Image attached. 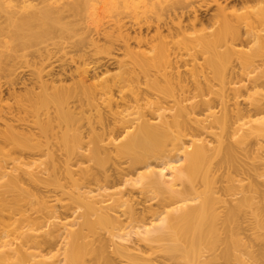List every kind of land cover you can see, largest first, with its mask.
Segmentation results:
<instances>
[{"label": "bare ground", "instance_id": "6f19581e", "mask_svg": "<svg viewBox=\"0 0 264 264\" xmlns=\"http://www.w3.org/2000/svg\"><path fill=\"white\" fill-rule=\"evenodd\" d=\"M40 1L0 0V54L13 100L3 99L0 84V264H167L191 252L197 264H245V254L263 253L264 19L254 27L250 17L229 20L212 0L221 22L189 36L203 23L192 0L173 6L167 20L156 13L142 24L135 0H108L134 11L127 23L115 19V34L125 32L111 42L118 53L103 55L89 38V77L101 78L86 84L84 55L60 58L53 38L67 29L65 9L89 0ZM100 26L93 32L106 36ZM174 33L196 53L184 71L166 39ZM44 37L53 45L35 46ZM241 40L255 50H236ZM234 60L253 70L237 71ZM110 64L117 72L105 75ZM243 78L256 89L247 107L236 100L234 79ZM250 231L233 247L234 232Z\"/></svg>", "mask_w": 264, "mask_h": 264}, {"label": "rangeland", "instance_id": "374dc122", "mask_svg": "<svg viewBox=\"0 0 264 264\" xmlns=\"http://www.w3.org/2000/svg\"><path fill=\"white\" fill-rule=\"evenodd\" d=\"M30 1L32 2V3L30 2L31 4L39 2V0L38 1L37 0H34V1L30 0ZM41 1L43 3L44 0H41ZM67 1L68 0H46L45 4L44 3L43 4L44 5H51L52 4L51 6L57 7V6H61V5L65 4V2H67ZM181 1H183V0H135V5L138 6L137 7L138 9L136 8L135 10L137 12L138 11L140 12L139 15H140L141 18L139 19V21L141 22V24L143 23L144 19L147 18L148 16H149L148 17L149 19L151 17L152 21L155 22L158 14H161V13H163V15H162L163 18L165 20H167L168 19L167 14H169L171 12V8H173V6L177 5ZM192 1H194L193 8L197 9V7H198L199 10L198 9L197 10H198V13L200 14V16L203 18V23L198 24L195 27V30H193V28H191V30H190V28H189L190 32L187 30L188 32L186 31L185 35L187 34L189 36H192L196 32L199 33V32H202V31H210L211 29L216 28L218 26V24L221 22V20L223 18L222 17L223 15L220 14V15H217L216 17L213 18V15L216 12V10L214 9V8H216V6L214 5V2H212V0H192ZM218 1H219V3H221L222 6H226V12H227L226 13L227 14L226 17H228V19L230 18L229 20H231V19L232 20H236L237 18H242V17H245V16H246L247 19L250 17V19L248 21H250V25L252 27H254L256 25L257 26L260 25L259 21H260L261 17H262V20L264 19V0H262V1L261 0H246V1H241V0H218ZM88 2L90 4L87 5ZM93 2L96 3V5H95L96 7L93 6L94 5ZM59 4H61V5H59ZM85 4H86L87 7H85V5L83 6V4H80L79 6L77 5L74 8H71L70 10L69 9H65V11H64V15L65 16H64L62 21L65 23L67 29L64 30V31L56 30V34H58V36L53 38V39H55L57 44L59 43L58 50H57L58 51L57 55L60 58L69 59L68 56L72 55L73 57H75L77 59L78 55H84V59H85V63L86 64L83 66L84 62H81L80 66H82L83 68L85 67L89 72L80 74L79 78H82L83 80H85L86 84H92V83L97 82V80H99L101 78V75H99L100 77H96L95 79H91L89 77L93 73L92 70L94 68L93 67L94 64L91 62V57H92L91 55L93 54V51H92L93 47L91 46V44L88 43L89 38L91 36L92 37L94 36V38H97V40H98L97 41V45H98L97 47H99V49L101 48L100 51L102 52L103 55H106V53L103 52L105 49L106 50H111L112 49L111 51L113 53H118V49L117 48L120 47V46H115L116 48H114L115 49L114 50L113 48H111L113 46L111 42H114V44L116 45V43H118L123 38L122 35L125 32L122 33V35H119L118 32H117V34H115V32L113 30L114 25L116 23V20H118V19H120L122 21H125L126 23L129 22L131 16H129V18H128V13H133L134 10H132V8L124 9L122 7H121V9H123V10L118 9L115 6L113 7L112 3H110V2L108 3V0L107 1L106 0H98V1L96 0V2H95V0H89V1H86ZM36 5H41V3L40 4L38 3ZM195 5H196V7H195ZM94 7H95V9H93ZM87 8H89V9H87ZM159 8L162 9L163 11H160ZM92 9L94 11H96V12L93 13ZM205 9H208V10H205ZM180 11H181V9H177V12H179L178 14H180ZM118 12H119V14H117ZM120 12H123V13H120ZM91 13H93V14L91 15ZM97 13H98L99 16H101L100 19H99V16L97 15ZM156 13H158V14H156ZM145 15H147V17ZM172 16H173V13H171V17ZM185 17L183 16V19H182L183 24L187 21V19ZM184 18H185V20H184ZM176 21L177 20H175V22ZM263 24H264V20H263ZM243 25L244 24H241L242 27H243ZM96 26L97 27L100 26L99 30H102L103 32H107V33L109 32V33L108 34L106 33V36L105 35L97 36L98 34L96 35V33H94L95 30H93V29H95ZM255 28L258 29L259 27H255ZM111 31H113L112 35H110ZM150 31H151L150 35L154 34V30L153 29H151ZM88 33H89V35H88ZM165 33L166 32H164L163 34H165ZM108 35H110V37H108ZM185 35L183 36V33H174V34H172V36L171 35H167V38H166L167 41L169 42V46L171 48V51H173V54H174V57H173V55H172V57L174 59L176 58L175 60H178V65H179V68H180L181 71H184L186 68H190L191 67V64H192L191 62H193V56L196 55V53L195 54L193 53V51H194L193 49H192V51H190L191 49L189 50L188 46H184L183 41H185L184 40ZM43 39H46V40H43ZM43 39H42V41L40 40V41L36 42L35 46L39 47V45H46L48 42H49L48 44H50V42L52 41V40L50 41V39H47V37L46 38L44 37ZM109 40H110V42H109ZM117 40H119V41H117ZM247 42L248 41H244L243 40L242 42H239V43L235 44V49L241 51L244 54L251 53L252 48L254 47L253 48L254 50L256 48V46L254 45L255 43L254 42H248L247 43ZM170 43H172V44L170 45ZM52 45L50 44V46H52ZM61 45L62 46L63 45L66 46V47H64L66 49H64ZM173 45H175V46H173ZM3 47H4L3 45H2V47L0 46V52L2 50H5V48H3ZM59 47L61 48V50H60ZM184 47L187 50H185ZM27 49L30 50V46L29 45L27 46ZM188 51H190L191 53L188 52ZM66 54H68V55H66ZM0 55L2 56V57L0 56V84H2V93L4 95L3 99L5 100L7 98L6 97L7 96L6 90H7L8 78L6 76H8L7 75L8 73H7V69H2V68L6 67L4 63H6L5 61L7 59H4L5 56L3 57L2 53ZM118 55H121V54H118ZM236 56H237V54H236ZM198 61H201V59L199 58ZM261 62H262V57L257 56L256 61H255L254 64H258L259 65ZM76 65H79L78 61L76 62ZM233 65H235L234 68L237 71H239V72H247L249 70H253V67H241L240 65H238L236 60L233 61ZM71 68L75 69V65H72ZM261 68H262V66H261ZM261 68H258L256 70H254V72L251 71V73H252L251 75L255 76L256 73L259 72V69L261 70ZM21 69L25 70V72H24L25 76L24 77L29 75L28 73H30V69L25 68V66L23 68L21 67L19 69V71ZM4 70L6 71V73H5ZM116 72H117L116 66L114 64L113 65L110 64L109 67H108V72L105 75H113ZM239 79H234L235 81H237L236 85L237 86H241L239 96H238V98L236 100L239 103V107H247V104L249 103L248 101L250 100V97L248 95H249V93H253L256 89H253L250 86V83H248V79L243 78L244 81L243 80L239 81ZM71 82L72 81L68 79L66 81V84H70ZM244 85H245V87H244ZM247 86H249V89H248ZM257 89L259 91L261 90V92L264 93V86L260 87V88H257ZM7 100L9 102L13 101L12 99H8V98H7ZM93 112H94V110H93ZM40 159L44 160V158H40ZM36 161H37V162H35L36 164L40 163L39 159H37ZM84 161H85V163L83 161H82L83 163H81L84 166H86V165H90L91 166L92 164H94L93 161H91V162L89 160H88V162H86L87 160H84ZM109 164L111 165V161L110 160L108 161V165H107L108 167L110 166ZM33 166H35V165L32 163L30 165V167H33ZM261 188L264 190V185ZM134 196H136V190L134 191ZM112 213H114V212H112ZM115 214L116 213H114V215ZM13 227H14L13 225H10L7 230H11V229L14 230ZM251 232L252 231L247 232V233L246 232L245 233L234 232L232 234V236H231L232 238L230 237L232 241L235 240V241H233V247L234 246L238 247V249L242 248V245H241L242 241L243 240H246V241L248 240V238L245 235L246 234H250ZM100 234L102 236H106V235H108V232L104 231V230H100ZM253 235H255V234H253ZM131 237L130 238L133 239L136 236L132 235ZM6 239H10V237H8ZM238 239L241 241V243L237 242V241H239ZM115 240L118 241V242H124L126 244L131 245V243L122 241V240H120L118 238H116ZM14 245H15V243L13 245L11 244L10 246H14ZM3 249H4V247H2L0 245V250H3ZM204 250H205L204 248H202V250H200V252L202 251L201 252L202 255H203ZM46 255H49V254H46ZM196 260L198 262V260H200V259H197L196 257H193L192 256V252H191L190 254L189 253L187 254V257H179V258H177L176 261H173V262L169 261V262H167V264H172V263L173 264H197ZM244 261L246 262L245 264H264V251H263V253L257 254L255 256L245 254L244 255Z\"/></svg>", "mask_w": 264, "mask_h": 264}]
</instances>
